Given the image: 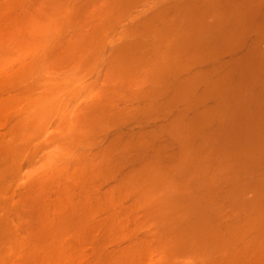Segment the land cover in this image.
<instances>
[{"label":"rangeland","instance_id":"1","mask_svg":"<svg viewBox=\"0 0 264 264\" xmlns=\"http://www.w3.org/2000/svg\"><path fill=\"white\" fill-rule=\"evenodd\" d=\"M0 76L37 126L0 264H264V0H0Z\"/></svg>","mask_w":264,"mask_h":264},{"label":"bare ground","instance_id":"2","mask_svg":"<svg viewBox=\"0 0 264 264\" xmlns=\"http://www.w3.org/2000/svg\"><path fill=\"white\" fill-rule=\"evenodd\" d=\"M235 7V5L233 4V3H229L228 5H226L225 7H223V8H234ZM164 11H161V13H167L169 10L167 9V8H164L163 9ZM221 15H223V14H221ZM28 68H30V67H28ZM32 68H35V67H32ZM31 68V69H32ZM26 69V68H25ZM26 71V70H25ZM25 71H23V72H25ZM28 71H31V70H28ZM30 73V72H29ZM31 73H33V72H31ZM17 74H20L19 76H21L22 74L21 73H17ZM16 75V74H15ZM24 75H26V74H24ZM33 75V74H32ZM11 76H13V75H11ZM1 77V76H0ZM8 77V76H7ZM6 77V78H7ZM17 76H15L14 78H16ZM2 78V77H1ZM19 78V77H18ZM21 78H22V80H24V78H23V76H21ZM20 79V78H19ZM1 80V79H0ZM10 80H12V81H10ZM2 81H4V78L2 79ZM2 81H0V96H8V97H13L12 99H8V100H2V101H0V128H2V127H7V126H9L8 124H10L11 122H12V120H11V118L7 115V113H6V109H8V107L10 106V105H12L13 103L15 104V102H16V100H18L19 98V96H24L23 94V92L22 91H20V90H25V95L27 94V92H29V91H32V93H33V91L35 90L34 88H36V86L35 85H33V86H31V85H29V87H27L28 86V84L26 85V86H24L23 88H26V89H19V85L20 84H18L17 82L19 81V80H17V82H14L15 80L14 79H7V80H5V81H10V82H2ZM106 81V80H105ZM104 81V82H105ZM108 81V80H107ZM108 83V82H107ZM30 84H33V83H30ZM92 84H94V83H92ZM97 84V83H96ZM103 84V83H102ZM105 84V83H104ZM107 85V84H106ZM22 86V85H21ZM20 86V87H21ZM91 86V88H94L92 85H90ZM99 86H101V85H99ZM99 88V87H98ZM18 89H19V91L21 92V95H17V94H14L15 92H17L18 91ZM34 89V90H33ZM85 89V88H84ZM82 90H83V88H82ZM102 89H100V91H101ZM99 91V90H98ZM110 91V90H109ZM108 91V92H109ZM112 91V90H111ZM12 92H14V93H12ZM104 92V91H103ZM107 92V91H106ZM23 93V94H22ZM32 93H30V94H32ZM57 93V92H56ZM110 93V92H109ZM114 94H116V95H118L116 92H113ZM19 94V93H18ZM29 94V95H30ZM104 94V93H103ZM114 94H112L113 95V97H114ZM28 95V94H27ZM112 95H110L109 94V97L108 98H111V96ZM115 95V96H116ZM107 96V95H106ZM14 97H16V98H14ZM25 97V96H24ZM18 98V99H17ZM95 98V97H94ZM105 99H106V97H104ZM103 98V99H104ZM126 98H128V97H126ZM126 98L125 97H123V98H121L119 95H118V97L116 98V100H120V99H122V101L125 99L126 100ZM3 99V98H2ZM92 99V98H91ZM89 100V99H88ZM94 99H92V101H93ZM100 100H102V97H101V99ZM108 101H104V102H109V103H104V102H100L99 100H97L98 102H100L101 104H100V106H101V109H100V106L98 107V109L97 110H95V111H99L100 112V110H103V116L100 114V113H98V114H100L101 115V117L100 118H97V116L98 115H96V114H91L90 112H87V109H86V112L85 113H89V114H91V115H93V116H84L83 115V117H80V121L78 120V119H76V120H78L80 123H82V125L81 124H78L79 126H77V128L78 129H80V130H82V129H87L88 131H90V132H87L86 133V135L85 136H87V134L89 133V134H91L93 137H95L94 135H97V132H96V129L97 130H100V131H103L102 130V128L103 127H100V128H98V125H99V123L101 122L102 124L106 121V120H108V122L107 123H110L109 122V119H107L108 118V116H109V114H110V112H109V110H108V108H110V107H106V104H108V105H112V107L113 106H115V105H117V104H113V103H115L114 101H111V103H110V101H109V99H107ZM92 101H89L88 102V104L90 103V102H92ZM87 103V102H86ZM93 104H95V103H93ZM107 105V106H108ZM96 106H98V105H96ZM11 107V106H10ZM91 107H92V105H90L89 106V108L91 109ZM111 107V108H112ZM88 108V111L90 110ZM117 108V107H116ZM92 110H94V109H92ZM113 110H115L114 108H112V111ZM91 111V110H90ZM94 111V112H95ZM111 111V110H110ZM116 111V110H115ZM125 111V110H124ZM124 111H121V112H124ZM92 112V111H91ZM93 112V113H94ZM84 113V114H85ZM95 113H97V112H95ZM113 114H115L116 112H112ZM128 113V112H127ZM117 114V113H116ZM125 114H126V111H125ZM39 115V114H38ZM123 115V114H122ZM76 117H77V115H75ZM79 116V115H78ZM81 116V115H80ZM107 116V117H106ZM115 116V115H114ZM114 116L113 115H111V116H109V117H113V119H114ZM117 116H119V115H117ZM116 116V117H117ZM129 116V115H128ZM29 117H31V116H29ZM29 117H27V119L25 118V120H28V121H30V122H28V121H20V123L18 122H16V123H14L11 127L12 128H9V130L10 131H8V132H6V133H2L1 131H0V196L2 197V195L1 194H4L6 191H8V189L9 188H11L10 186H8V183L6 182V181H4L5 179H6V177L7 176H9L10 174H12V176H14V173H16V171H18L20 168H21V166L23 165V163H24V161H28L29 160V156H26L25 155V151H27L26 150V148H25V146H27L26 145V143L28 142L29 143V141H32L31 139L34 137V135H36V132L35 131H31V130H33L34 128V130H36L37 128V126L35 127V118H33V119H30ZM44 117V116H43ZM99 117V116H98ZM122 117V116H121ZM73 118V117H72ZM119 118V117H118ZM129 118V117H128ZM38 119V118H37ZM44 119H46L45 117L44 118H41V121H44ZM117 119V118H116ZM121 119H123V118H121ZM18 120V119H17ZM31 120H33L32 122H33V125L31 124L32 122H31ZM40 120V119H39ZM76 120H74V121H76ZM111 120V119H110ZM100 121V122H99ZM45 122H46V120H45ZM87 122V123H86ZM116 122V121H115ZM36 123H38V122H36ZM85 123V124H84ZM100 123V124H101ZM63 124V123H62ZM66 124V123H65ZM73 124V123H72ZM74 125H76V123H74ZM105 125V124H104ZM41 125H39L38 127H40ZM73 126V125H72ZM99 126H101V125H99ZM39 129V128H38ZM79 130V131H80ZM104 130H106L105 129V127H104ZM108 130V129H107ZM100 131L98 132V135L97 136H99V133H100ZM73 133V132H72ZM79 133H81V131L79 132ZM78 132H77V135L79 134ZM96 133V134H95ZM62 134V133H61ZM88 134V135H89ZM74 135H76V134H74ZM69 136V135H68ZM83 136H84V133H83ZM84 136V138H86ZM90 137V138H93V137ZM60 137V136H59ZM70 137V136H69ZM77 137H81V136H77ZM89 137H87V138H89ZM54 138H58V137H54ZM61 138V137H60ZM70 138H72V136L70 137ZM70 138H68V140H70ZM81 138H83V137H81ZM89 138V139H90ZM63 139V138H62ZM72 140H73V138H72ZM76 140V139H75ZM74 140V141H75ZM84 140V139H83ZM83 140H78L79 142H80V144L82 143L81 141H83ZM86 140H88V139H86ZM67 141V140H66ZM77 141V142H78ZM90 141V140H89ZM92 141H94V140H92ZM65 143V142H64ZM66 143H68V142H66ZM72 143H75V142H72L71 141V143H69V144H71V146H74V144H72ZM79 143H76L75 144V146H79L80 145ZM114 147V146H113ZM83 150V149H82ZM81 150V151H82ZM83 152V151H82ZM82 152H81V154H82ZM105 153V152H104ZM103 154V153H102ZM101 155V154H100ZM83 156H86V155H83ZM93 156H95V155H93ZM98 156V155H97ZM105 156H102V158H104ZM95 158V157H94ZM95 159H97V158H95ZM84 167V166H83ZM86 168H87V166H86ZM92 169V168H91ZM86 170V169H85ZM86 172V171H85ZM87 175V174H86ZM3 178H5V179H3ZM81 179H82V177H81ZM85 179V178H84ZM70 180V179H69ZM85 180H88V178H86ZM90 180V179H89ZM37 181V180H36ZM33 182V181H32ZM38 182H39V180H38ZM38 182H33L32 184H29L28 183V185H30V187H29V190L28 189H26V190H28V191H26L25 193H32V192H34L35 190H34V186H36V183H38ZM47 182H49V180L47 181ZM47 182H43V183H47ZM82 182H83V179H82ZM86 182V181H85ZM40 183V182H39ZM42 183V182H41ZM50 183V182H49ZM70 183V182H69ZM90 183V182H89ZM48 184V183H47ZM42 185H44V184H42ZM48 185H50V184H48ZM41 186V185H40ZM45 186V185H44ZM43 186V187H44ZM95 186V185H94ZM94 186H92V187H94ZM89 187V186H88ZM47 188V187H46ZM37 190H39L38 188H37ZM88 190H90V189H88ZM27 193V194H28ZM85 193V192H84ZM21 195V194H20ZM23 196V195H22ZM27 197H29V196H27ZM6 198V197H5ZM3 200V199H2ZM23 199H21V201H22ZM28 200V199H27ZM6 201V200H5ZM11 201H13L12 199H11ZM26 201V200H25ZM3 202V201H2ZM2 202H0V203H2ZM7 202H10V201H7ZM118 202V201H117ZM8 204V203H7ZM10 204V203H9ZM8 204V205H9ZM13 204V203H12ZM16 205H18V204H13V206H10L9 207V209H8V207L7 206H5V208L3 209L2 208V210L0 209V246H1V244H4V242L5 241H9L10 240V237L12 238V234H13V232H14V228L13 229H11L10 228V225H9V221H10V218H9V216H10V214L9 213H7V214H5L4 215V213H6V212H8V210H11V209H17V208H15V206ZM2 207V206H1ZM3 207H4V203H3ZM7 207V208H6ZM6 209H8V210H6ZM4 210V211H3ZM9 212H11V211H9ZM7 215V216H6ZM16 229H19V227H16L15 226V231H16ZM162 230V229H161ZM159 231V232H157V231H155L154 233V235H157L158 237L157 238H159L158 240V242H162V248H161V250H160V248L158 247V251H160V253L159 254H161V255H168L170 252L171 253H176L178 250H179V247L177 246H175V247H173V250L171 251V249L172 248H170L171 246H168V245H166V241H165V239H166V237H165V235L168 233V231H166V230H162V231ZM128 231V230H127ZM98 232V231H97ZM137 232H138V230H137ZM144 233V232H143ZM149 233L150 234H152L150 231H149ZM95 235V234H94ZM99 235V234H98ZM145 235V234H144ZM16 236V235H15ZM146 236V235H145ZM150 236H152V235H150ZM147 237V236H146ZM15 238V237H14ZM151 238V237H150ZM149 238V239H150ZM148 242H152V240L150 241V240H148ZM142 243V242H141ZM144 244H146L145 242H144ZM146 245H148V244H146ZM145 245V246H146ZM161 245V244H160ZM166 245V246H165ZM154 246V244L152 245V249L154 248L153 247ZM150 248L151 246L150 245H148L147 246V248ZM3 248V249H2ZM0 247V249H2V251H5V248L4 247ZM6 250H8V249H6ZM156 250V249H155ZM5 252H7V251H5ZM5 252H4V254L2 253V252H0V257L1 256H3L4 257V255H5ZM126 253V252H125ZM2 254V255H1ZM7 255H8V253H7ZM135 257V256H134ZM176 264H178V263H176ZM186 264V263H185Z\"/></svg>","mask_w":264,"mask_h":264}]
</instances>
